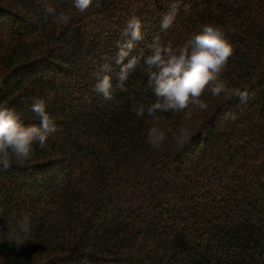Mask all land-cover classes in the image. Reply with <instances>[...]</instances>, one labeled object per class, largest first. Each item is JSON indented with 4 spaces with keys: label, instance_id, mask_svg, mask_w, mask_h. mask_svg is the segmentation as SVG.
Masks as SVG:
<instances>
[{
    "label": "trees",
    "instance_id": "1",
    "mask_svg": "<svg viewBox=\"0 0 264 264\" xmlns=\"http://www.w3.org/2000/svg\"><path fill=\"white\" fill-rule=\"evenodd\" d=\"M133 17L143 38L131 55L157 36L175 46L220 29L233 47L221 79L248 100L205 92L190 119L158 113L168 135L152 148V118L133 111L155 100L143 63L117 86ZM104 63L111 100L93 87ZM35 98L57 131L0 168V264H264V0H92L83 13L73 0H0V107L39 126ZM182 125L191 135L178 143Z\"/></svg>",
    "mask_w": 264,
    "mask_h": 264
},
{
    "label": "clouds",
    "instance_id": "2",
    "mask_svg": "<svg viewBox=\"0 0 264 264\" xmlns=\"http://www.w3.org/2000/svg\"><path fill=\"white\" fill-rule=\"evenodd\" d=\"M73 6L83 13L92 6V0H73ZM176 13L177 8L173 6L171 11L162 17L161 31H166L173 25ZM58 19L67 22L69 18L60 14ZM141 28L139 18H131L122 32V37L128 39L117 43L120 49L115 60L119 65L117 86L123 90L129 75L141 66V62L143 63L155 100L147 106L144 104L134 106L133 111L138 117H143L147 113L152 118L153 126L147 132V142L152 148L159 149L168 135L159 127L163 117L158 113L184 112L186 119H190L192 107L207 110L208 104L202 99L205 92H209L213 97L235 96L241 102L248 100L249 93L246 89L229 87L221 79L229 58L233 55V47L220 29L206 24L198 34L175 46L171 41L162 43L157 36L146 46L147 55L143 50L137 55H131L135 47L134 41L143 38ZM111 71V65L104 63L94 73L96 78L94 91L105 100L112 99V77L108 74ZM29 107L39 119V126L35 124L26 126L20 113L14 108L0 107V168L4 170L11 167L13 159L17 162L30 160L34 145L46 149L49 135L57 131L44 99L35 98ZM190 135L191 130L187 125L171 131V136L178 143L185 142ZM20 228L24 233L29 232L27 215L20 222ZM22 245L23 240L16 237V246Z\"/></svg>",
    "mask_w": 264,
    "mask_h": 264
}]
</instances>
